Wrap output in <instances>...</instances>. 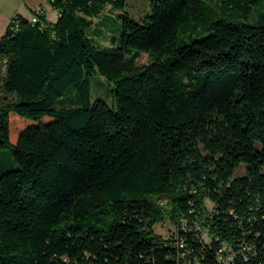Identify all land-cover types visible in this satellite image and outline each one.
Listing matches in <instances>:
<instances>
[{
  "label": "trees",
  "instance_id": "trees-1",
  "mask_svg": "<svg viewBox=\"0 0 264 264\" xmlns=\"http://www.w3.org/2000/svg\"><path fill=\"white\" fill-rule=\"evenodd\" d=\"M48 1L56 23L0 39V264H182L212 204V232L264 242V0ZM106 9L111 47L88 34Z\"/></svg>",
  "mask_w": 264,
  "mask_h": 264
},
{
  "label": "built area",
  "instance_id": "built-area-1",
  "mask_svg": "<svg viewBox=\"0 0 264 264\" xmlns=\"http://www.w3.org/2000/svg\"><path fill=\"white\" fill-rule=\"evenodd\" d=\"M31 21L36 23L37 16H33ZM207 214L206 221L191 225L185 222L183 230L187 237L174 242L175 250L181 252L182 264H264V242L258 240L260 233L255 232L250 238L241 227V234L233 231L231 236L222 238L210 228L216 217L221 220L215 205L208 208ZM229 214L234 216V210ZM228 219L223 220L227 222Z\"/></svg>",
  "mask_w": 264,
  "mask_h": 264
},
{
  "label": "rangeland",
  "instance_id": "rangeland-1",
  "mask_svg": "<svg viewBox=\"0 0 264 264\" xmlns=\"http://www.w3.org/2000/svg\"><path fill=\"white\" fill-rule=\"evenodd\" d=\"M133 4L140 3L141 0H129ZM149 3V0H147ZM129 4V2H128ZM47 9L49 15H52V7L48 0H0V39L4 35L9 19L13 15H24V17L33 16L37 10ZM147 7L135 8L138 16L144 14ZM128 13L134 17L132 7L128 6ZM118 13L111 9H106L98 18L94 19L95 25L88 31L89 37L93 43L98 46L111 47L114 43H118L122 35V23L117 18ZM257 19V18H256ZM255 18L251 19V23H255ZM96 29V31H95ZM149 63V56L146 53H141L138 64ZM93 98L100 99L108 105L114 102V87L109 85L104 78L96 76L93 82ZM16 115V114H12ZM18 116V115H16ZM19 117V116H18ZM20 118V117H19ZM22 119V118H21ZM22 125L36 124V122L22 119ZM15 123H18L15 121ZM14 122H11V125ZM15 126V125H14ZM244 167H242L241 171ZM163 228V227H162ZM164 228L160 230L163 232Z\"/></svg>",
  "mask_w": 264,
  "mask_h": 264
},
{
  "label": "crops",
  "instance_id": "crops-1",
  "mask_svg": "<svg viewBox=\"0 0 264 264\" xmlns=\"http://www.w3.org/2000/svg\"><path fill=\"white\" fill-rule=\"evenodd\" d=\"M37 12H41L42 14L46 15L47 19H48L50 22H52V23H56L57 20H58V17H59L58 12L55 11V10H53V9H52V15H51V16L49 15V11H48L47 9H45V8H43V9H41V10H39V11L37 10ZM22 16H24V15H22ZM32 17H33V16H30V17L26 16V18H28V19H30V18H32ZM12 18H13V15L10 17L9 21H10ZM7 26H8V25H7ZM6 29H7V27H6ZM5 31H6V30H5Z\"/></svg>",
  "mask_w": 264,
  "mask_h": 264
},
{
  "label": "bare ground",
  "instance_id": "bare-ground-1",
  "mask_svg": "<svg viewBox=\"0 0 264 264\" xmlns=\"http://www.w3.org/2000/svg\"><path fill=\"white\" fill-rule=\"evenodd\" d=\"M176 253H177V257H178V259H179V258H181V259H182L181 252H180V251H178V250H176Z\"/></svg>",
  "mask_w": 264,
  "mask_h": 264
}]
</instances>
